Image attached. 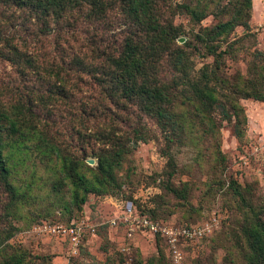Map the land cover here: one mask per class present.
I'll use <instances>...</instances> for the list:
<instances>
[{"label":"rangeland","instance_id":"rangeland-1","mask_svg":"<svg viewBox=\"0 0 264 264\" xmlns=\"http://www.w3.org/2000/svg\"><path fill=\"white\" fill-rule=\"evenodd\" d=\"M19 1L0 0V111L26 116L35 134L25 151L8 162L9 177L0 175V264L17 259L21 264H170L166 243L135 219L145 214L182 226L202 223L213 213L218 226L209 236L179 245L185 264H247L244 219L253 209L264 221V102L234 91L249 79L264 83V0H252L249 29L238 25L227 42H219L218 51H224L229 41L244 38L222 53L219 70L215 57L207 54L203 28L228 19L229 3L241 1H154L155 33L165 30L168 44L156 48L154 58L137 52L145 58L146 73L139 84L158 82L190 95L172 64L177 52L186 56L192 82H200L204 71H215L210 85L219 93V104L207 108L215 137L199 125L172 135L168 124L146 114L144 101L125 96L121 88L128 79L120 81L117 95L110 92L117 79L105 77L99 84L100 72L116 66L109 56L121 58L127 41L141 40L145 47L153 43L148 26L126 12V0H104L106 10L93 16V8H79L77 0H68L62 14L42 4L37 9L49 17L40 19L33 5ZM197 3L206 11L198 23L182 8ZM225 96L237 99L245 111L240 138ZM189 106L170 109L171 121L176 113L187 118ZM121 144L127 153L115 170L118 186L111 192L89 193L77 205L68 179L59 191L52 188L64 163H85L96 171L98 155ZM169 154L175 158L171 176ZM73 219L90 225L77 247L42 229L44 223Z\"/></svg>","mask_w":264,"mask_h":264},{"label":"trees","instance_id":"trees-1","mask_svg":"<svg viewBox=\"0 0 264 264\" xmlns=\"http://www.w3.org/2000/svg\"><path fill=\"white\" fill-rule=\"evenodd\" d=\"M154 1L155 0L125 1L128 15L135 21L145 23L153 33V43L145 47L141 40H139L140 42L132 43L127 41V43H125V49L120 53L121 58L109 56V59L116 63L114 69L108 73L102 70L97 80L99 84H104L106 82L105 77L117 79L118 85L110 90L113 95H117L118 93L120 94V81L122 82L123 79H128V83L131 84H122L123 87L121 88L125 96L131 99L139 98L144 101L146 114L157 118L158 121H162L165 126L168 124L169 128H171L172 135H178L179 133L183 134L186 127H191L192 130L195 125H199L203 127L202 131L204 134L215 137L216 130L214 127V120L207 114L208 107H214L219 104V93L214 86L210 85L213 75L214 78H217V73L215 71L211 70V75L204 71L202 73L203 79L200 82H192L187 73V58L184 53L177 52L173 55L172 64L175 70L180 73L182 79L180 82H185L189 86L190 95H187L185 92L179 93L177 89H172L170 86L159 85L158 82L153 83L146 81L139 84V79H142L146 73L143 69L145 58H141L137 55V52L145 51L146 58L148 56L154 58V55H157L156 48L168 44V37L165 30H160V32L155 33L157 29H159V26L154 17H152ZM240 1V4L229 3L228 10L232 11L228 19L220 21L212 27L203 28L204 38H206L208 42L206 49L207 54L215 57L217 63L216 69L218 70L220 68L219 61L221 62L222 53L229 49L233 43L240 42L244 38L241 37L229 41L224 51H218L220 48L219 42H227L230 34L238 25H242L244 28L249 29L248 21L251 16L252 0ZM19 2L22 5H33L34 7L32 6L31 10L38 16V19L49 17L46 11L37 9L39 5L44 4L47 7L53 8L52 12L61 14L66 11L68 5V0H21ZM76 4L79 8H81L82 5H90L94 12L90 16L106 10V2H104V0H77ZM182 8L194 22L198 23L206 16L205 9L200 8L199 3L194 7L185 4ZM106 54L107 53L104 55ZM250 73L254 75L253 70H251ZM222 80L228 82L227 78H223ZM234 92L237 95L264 102V83L261 81L249 79L243 87H236ZM226 98L233 110V116L236 118V123L233 128L234 133L237 138H240L243 131L239 129L238 126L245 125L247 122L245 111L237 99H232L228 96ZM178 105H190L189 107H191V110L187 107L185 112L189 121L187 118L183 117V113L174 114V118H172L171 121L172 115L169 111L170 109L178 107ZM28 121L27 117L22 116V114L12 113L8 110L0 111V175L3 178L9 177L11 172V167L8 162L12 161L16 154L25 151L26 147L24 146H26V142H30L33 139L32 135L35 133H31L27 128L29 124ZM138 139H143V137L138 135ZM126 153L127 149L124 147V144L119 145L115 150L108 149L102 151L98 155L96 171L85 163H83L82 166L73 163H68L66 165L64 163L60 172L62 177L52 182V188L59 191L67 184L65 179H68L75 186L71 194V200L77 205L84 204L88 199L89 193L101 194L111 192L118 186L116 183L115 170L120 166L123 156ZM56 154L58 155V153ZM219 154L221 153L219 152ZM168 158L169 164L172 167V170L169 172V176H171L175 172V158L172 154H169ZM87 171H89V173ZM13 189L16 196L21 198L22 195L19 194V191L16 190L15 187H13ZM171 191L178 194V191L174 188L171 189ZM236 192L239 197L243 199V195L238 190H236ZM252 213L253 215H251L248 220L244 219L242 225L243 234L246 233L247 237H249V245L247 247L248 255H246L247 264H264V221L254 213L253 209ZM140 216L156 221L145 214H140ZM72 221L78 222L76 219H73L69 223ZM156 237L164 241L160 236L156 235ZM168 259L170 264H172L170 258ZM21 262V259H17L11 264H21Z\"/></svg>","mask_w":264,"mask_h":264},{"label":"built area","instance_id":"built-area-1","mask_svg":"<svg viewBox=\"0 0 264 264\" xmlns=\"http://www.w3.org/2000/svg\"><path fill=\"white\" fill-rule=\"evenodd\" d=\"M135 220L138 226L149 231L153 235H158L164 239L167 245V251L169 254L168 256L172 264H185L184 253L180 248L181 246H179L182 242L192 243L205 236H209L218 226V218L215 213H213L209 219L203 221L202 223L182 226L161 224L143 216H140ZM89 227L90 225H88V223L85 221H72L69 224L44 223L42 229L51 235L62 237L74 247H77L85 235V229H89Z\"/></svg>","mask_w":264,"mask_h":264}]
</instances>
